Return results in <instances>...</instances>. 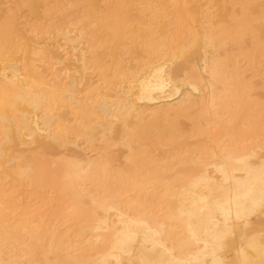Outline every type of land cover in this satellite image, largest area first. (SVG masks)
<instances>
[{
	"label": "bare ground",
	"instance_id": "bare-ground-1",
	"mask_svg": "<svg viewBox=\"0 0 264 264\" xmlns=\"http://www.w3.org/2000/svg\"><path fill=\"white\" fill-rule=\"evenodd\" d=\"M0 264H264V0H0Z\"/></svg>",
	"mask_w": 264,
	"mask_h": 264
}]
</instances>
